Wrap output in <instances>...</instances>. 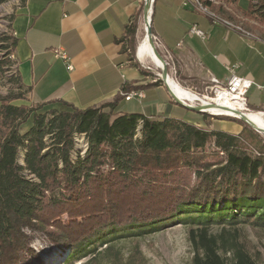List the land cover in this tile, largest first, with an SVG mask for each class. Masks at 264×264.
I'll list each match as a JSON object with an SVG mask.
<instances>
[{"label": "trees", "instance_id": "1", "mask_svg": "<svg viewBox=\"0 0 264 264\" xmlns=\"http://www.w3.org/2000/svg\"><path fill=\"white\" fill-rule=\"evenodd\" d=\"M249 1L251 16L264 24V0ZM139 11L123 27L120 53L142 73L131 63ZM16 44L12 32L0 34V85L11 87L0 95V264H44L32 247L35 238L68 263L173 224L187 228L192 264H264L241 234L243 226L264 230L259 133L245 123L234 135L121 111L122 94L156 83L123 87L111 102L84 110L63 101L15 105L28 102L31 90L10 58ZM146 93L155 99L154 91ZM54 103L61 110H43Z\"/></svg>", "mask_w": 264, "mask_h": 264}, {"label": "crops", "instance_id": "2", "mask_svg": "<svg viewBox=\"0 0 264 264\" xmlns=\"http://www.w3.org/2000/svg\"><path fill=\"white\" fill-rule=\"evenodd\" d=\"M18 1L9 2L13 5L11 31L17 38L13 56L22 85L31 90L26 95L28 102L20 100L13 104L63 101L84 110L111 102L123 87L147 84V77L122 62L120 53L123 27L138 12L141 0H20V4ZM193 1H155L152 31L165 54L163 57L179 80L196 90H204L210 77L225 83L230 76L227 68H231L236 76L253 82L246 96L248 109L264 113V24L251 16L250 1L211 0L205 6L244 26L252 33L251 38L212 24L193 7ZM192 26L202 30L205 39L189 34ZM59 49L65 52L66 62L54 58V50ZM68 64L71 70L67 69ZM146 91L158 95L148 99ZM142 92V101L136 98L124 101L121 111L147 117L167 115L201 127L192 116L197 113L181 106L170 108L172 99L165 87ZM174 112L178 114L173 115ZM219 129L234 135L240 133L235 126H218L216 130Z\"/></svg>", "mask_w": 264, "mask_h": 264}, {"label": "rangeland", "instance_id": "3", "mask_svg": "<svg viewBox=\"0 0 264 264\" xmlns=\"http://www.w3.org/2000/svg\"><path fill=\"white\" fill-rule=\"evenodd\" d=\"M19 1H18V4L21 3V1L20 3ZM204 1H210V3H212L211 0H198V1L194 0L193 2H199L200 7L206 8L208 12L212 14H216L218 17H220L216 12L207 8L205 4L203 3ZM9 2L0 6V34L10 35L12 32L9 27L10 26L9 18L11 17L10 10L13 9V5H11V3ZM253 2L254 1H252V4H254ZM12 3L15 4L16 2H12ZM153 4L154 2L152 3V9H153ZM143 6H144V0H141L140 11H139V16L137 20L135 44L131 51V56H132L131 58H133V62L131 63L132 64L136 63L139 66V68L142 70L141 74L147 77L145 78V80L147 81L146 85H149L151 83L153 84L156 83V86L165 87V85L163 84L162 80L159 77V75L161 74L160 69L159 70L155 69L156 66H153L149 62L141 63L137 61L138 59H136L137 58L136 57L137 46L142 42V38L145 36V32H146L145 19L143 20L142 18L143 17ZM205 16L209 18V16L207 15ZM151 17L152 16H150V26H151V31H152ZM221 19H224V18L221 17ZM232 24L234 25L235 23H232ZM235 26H241V25L235 24ZM241 27L244 28V26H241ZM244 30L247 33H250L251 37H253L251 32L247 31V29L245 28ZM154 41L155 43L158 44V46L156 44V48L160 56L163 59L164 58L163 56H165V54L162 48L159 46V42L156 39H154ZM0 51H1L0 59H2L4 55L3 53L5 52L3 50H0ZM163 60H166V58ZM161 66L162 65L160 63V66L156 68H161ZM171 67H172L171 65H166V72L169 75L168 77H170L174 82H176L182 89H184L187 92H190L186 90L188 89L186 84L179 80L177 72H174ZM15 71H16V65L11 67L10 70L4 73V78H5L4 80H6L7 77L9 76L14 75ZM3 83L4 81L2 82V84ZM10 88H11L10 84L0 85V95L2 96L6 95L8 92V89ZM193 91L199 93V95L205 94V92L201 90L200 88H197V91L195 89ZM196 97L198 96L196 95ZM198 99L200 100L201 98L198 97ZM182 102H185V101H182ZM200 102L201 101H196V104L197 103L200 104ZM124 103L125 102L121 103L122 105L121 107L124 106ZM29 104L30 103L24 104V105H29ZM170 104H171L170 108L171 106H177L178 108H181L172 100L170 101ZM43 110H61V108L59 105L55 104L53 106L51 105L50 107L48 106ZM188 112H191V111H188ZM251 113L252 112H249L248 114H251ZM256 113H252L251 115H254ZM176 114H178V112L173 113V115H176ZM197 114L198 115H192V116H194V118H196V120L199 121V123L201 124L200 125L201 128L206 129V130H216L218 129V126L227 125V126H235L237 130L240 129V133H241L244 128L243 126L244 122H242L241 120L237 118H233L232 116H229V115H211V114H206V113H197ZM204 114H206L207 116H203ZM212 125H213V128H212ZM258 128H261V127H258ZM259 138L264 142L263 134H260ZM76 148L78 151L81 152V154H84V152L86 151V146L83 143L82 139L78 138L76 140ZM241 234L245 241V245L250 250V252L261 256V260L262 262H264V230L253 228L250 226H243L241 227ZM32 247L42 258V261L44 264H130L129 261L132 258L133 254L135 256L131 259V262H134L135 261L134 259H137L138 264H192V250H191V246L188 241V238H187V228L181 224L169 225L167 228L163 230H160L158 232L151 233V234H148L142 237H138V238H132V237L125 238L124 237V238L117 239L112 242L110 253L108 251H105L104 250L105 246H103L97 250L94 257L92 255H89V256L87 255L85 257L74 259L68 263L67 262L63 263L66 255L64 253L61 254L58 250H56L55 247L53 248V246L50 245L48 242H44L39 238H35L34 242L32 243ZM29 264H37V263H29Z\"/></svg>", "mask_w": 264, "mask_h": 264}, {"label": "bare ground", "instance_id": "4", "mask_svg": "<svg viewBox=\"0 0 264 264\" xmlns=\"http://www.w3.org/2000/svg\"><path fill=\"white\" fill-rule=\"evenodd\" d=\"M147 5H146V11H145V23H146V28L150 27V16H151V10H152V0H146ZM255 4V1L253 2ZM201 4V3H200ZM202 10H207L206 8L201 7ZM209 14H212L208 12ZM219 20H222V25L228 26L229 29L236 30L239 33L242 34H247V32L242 28L241 26H235L232 23L221 19L219 17ZM137 54V59L139 62L144 63V62H149L153 66L159 67L160 66V61L155 57V55L152 52V49L150 47V42L148 37L145 36L142 38V42L137 46L136 50ZM157 70H161V68H156ZM162 67V66H161ZM147 68V67H146ZM160 76V75H159ZM166 84L169 88V90L172 92V94L178 98L180 101H185L186 103L195 105L196 101H201L199 106H202L204 108H209L210 110L208 111L211 115H229L232 116L233 118H238L239 115L238 113L242 112L245 113L247 118L256 126V127H261L264 129V118L263 115L260 113H256L254 115L248 114L245 112V108L242 103L240 102H229L228 100H225L222 96H219L216 99H208V98H203V99H198L195 94H192L190 92L185 91L182 89L176 82H174L170 77H167L166 79Z\"/></svg>", "mask_w": 264, "mask_h": 264}, {"label": "built area", "instance_id": "5", "mask_svg": "<svg viewBox=\"0 0 264 264\" xmlns=\"http://www.w3.org/2000/svg\"><path fill=\"white\" fill-rule=\"evenodd\" d=\"M253 1H255V5H256L257 1L256 0H253ZM153 2H154V0H152V3ZM184 5H186V3H184ZM193 7L196 10H198L199 12H201L202 14L209 16L212 24L222 25V20H219V17L216 14H209L208 10H202L200 5H199V2H193ZM225 27L228 28V26H225ZM189 34L197 36L200 39H205V37H206L205 33L202 30H200L199 28H197L196 26H192L189 29ZM240 35L242 37H245V38H251L250 33L240 34ZM154 39H156V38L154 37ZM157 46H158V44H157ZM10 58L14 59V56L11 54ZM54 58L60 59L64 62H66V60H67V56H66L65 52L62 51L61 49L54 50ZM163 59H165V58H163ZM164 62L166 65H169L166 60H164ZM67 69L71 70L72 66L70 64H68ZM227 69L230 72V76H229L228 80L225 83H220L217 79L210 77L209 78V84H207L203 90L205 92V94L199 95V93L193 91L194 89H191V88H188L186 90L196 94L201 99L208 98V99L212 100V99L218 98L219 96H222L225 100H228L229 102H240L243 104V106L245 108V110H244L245 112H251L247 107L246 96H247L248 90L252 87L253 82L251 80L246 79V78L236 76L235 74H233L231 68L228 67ZM258 88L261 89L262 86H258ZM122 95L124 96L125 101H129V100L134 99V98L138 99L139 101H142L144 98V93L142 91L132 90L131 92H129L127 94H122ZM196 105H198V103ZM262 115H264V113H262Z\"/></svg>", "mask_w": 264, "mask_h": 264}, {"label": "water", "instance_id": "6", "mask_svg": "<svg viewBox=\"0 0 264 264\" xmlns=\"http://www.w3.org/2000/svg\"><path fill=\"white\" fill-rule=\"evenodd\" d=\"M146 5H147V2L146 0L144 1V6H143V20L145 18V11H146ZM152 5V4H151ZM152 7V6H151ZM152 12V10H151ZM152 16V14H151ZM146 36L148 37L149 39V42H150V47L152 49V52L153 54L155 55V57L158 59V61H160L162 67H161V70H160V79L162 80L163 84L165 85V88L170 96V98L179 106H181L182 108H184L185 110H188V111H191V112H194V113H206V114H210L208 111L210 110L209 108H204L202 106H199V105H190L188 103H185V102H182L180 101L178 98H176L172 92L169 90L167 84H166V79L168 77V74L166 72V64L164 62V60L162 59V57L160 56L157 48H156V43L154 41V35L152 34V31H151V26L150 27H147L146 28ZM137 53V52H136ZM136 57H137V54H136ZM239 117L237 119L241 120L242 122H244L245 124H247L248 126H250L254 131H256L257 133L259 134H263L264 135V129H261V128H258L256 127L250 120L249 118H247V116L245 115V113H238Z\"/></svg>", "mask_w": 264, "mask_h": 264}]
</instances>
